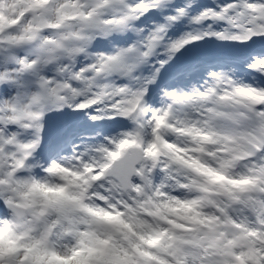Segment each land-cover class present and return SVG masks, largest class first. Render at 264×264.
Returning <instances> with one entry per match:
<instances>
[{
  "label": "snow or ice",
  "instance_id": "obj_1",
  "mask_svg": "<svg viewBox=\"0 0 264 264\" xmlns=\"http://www.w3.org/2000/svg\"><path fill=\"white\" fill-rule=\"evenodd\" d=\"M0 264H264V0H0Z\"/></svg>",
  "mask_w": 264,
  "mask_h": 264
}]
</instances>
